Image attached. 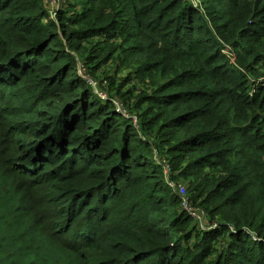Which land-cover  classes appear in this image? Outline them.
<instances>
[{
  "label": "trees",
  "instance_id": "16d2710c",
  "mask_svg": "<svg viewBox=\"0 0 264 264\" xmlns=\"http://www.w3.org/2000/svg\"><path fill=\"white\" fill-rule=\"evenodd\" d=\"M59 1L0 0V113L45 118L10 124L9 141L0 127V264H264V82L246 80L264 69V0H202L208 23L186 0ZM94 33L135 45L137 70L166 81L146 100L167 141L148 140L158 117L118 114L77 74ZM158 144L204 178L193 200L221 222V250L214 234L190 250L192 219L149 158Z\"/></svg>",
  "mask_w": 264,
  "mask_h": 264
},
{
  "label": "rangeland",
  "instance_id": "374dc122",
  "mask_svg": "<svg viewBox=\"0 0 264 264\" xmlns=\"http://www.w3.org/2000/svg\"><path fill=\"white\" fill-rule=\"evenodd\" d=\"M48 2L49 6L48 9L52 11V9H56V7H59L60 1L58 0H45ZM190 6H192L195 9H200V14L203 16V20L208 23L209 18L208 15L205 12V5H202V0H186ZM71 6H74V4L78 9H81L86 0H69ZM53 13H49V17L51 18ZM210 26V25H209ZM210 28V27H208ZM119 30V29H118ZM120 33V32H119ZM106 37V38H105ZM124 39L120 37H114V38H107V35L104 34H92L88 37V39L81 41V46L83 48V51H81L80 56H87L89 57H95L91 64H89V69H87L82 60L78 59L77 63L75 65L76 71H78V75L83 79V81L88 85L91 86L93 89V96L100 100H110L114 106H116L117 113L124 116L128 115L130 112V115H139V118L145 116L158 117L157 122V128L161 126V132L156 128L155 133L157 134V139L155 140L153 135L148 136V140L151 142L158 141V140H164L167 141V139L170 136V130L162 120L167 117L166 114L162 113L161 109L158 108L154 104L147 103L146 98L149 96L154 95L158 92L159 86L161 84L165 83L166 81L158 79L155 74L147 75V71L139 72L137 65V59L138 54H133L128 47L134 46L133 44H128L125 42ZM222 53L227 58L230 64H236V56L238 55L235 48L231 47H223ZM246 74V80L248 87L251 84V86H258L261 85L262 82H264V69L261 68L260 65H255V67H251L250 70H247ZM257 80V81H256ZM21 88L27 92V97H32L31 93H35L40 91L39 87L33 85L30 81H24ZM19 86L15 88L14 90H18ZM39 110V109H38ZM132 117V123L136 128H139L138 123H136L137 118L136 116ZM148 118V117H147ZM45 118H41L40 115L37 117H24L20 121H14V120H8L5 118V116L0 113V127L8 132H11L12 135H9V140H11L12 136H14L15 131L10 129V124L15 125H24L25 128L27 127V123L34 124H43L45 123ZM47 122V121H46ZM17 125V126H18ZM39 126V125H38ZM150 132V131H148ZM11 136V137H10ZM7 137H4V139ZM0 137V142H1ZM7 144L8 141L5 140ZM161 144H158L156 146L157 148H153L152 150V162L154 165H157L161 168L163 175L165 176L166 183H169L172 189V193H174L177 197L179 195L184 194L186 198V206H191L195 210L201 211L202 213H199L200 216H203V220L201 223L192 221L190 222L192 228V235L191 239L188 241V246L190 250H197L201 241V238H203L206 235H211L210 240L214 241V243H211V245H214V248H218L220 246L221 250L224 245V239H221L225 236H220L217 241L215 236L220 231V224L221 222L219 220L210 221V215L207 211H205V207L200 205V201H195L193 198L200 192V189L202 186H204V178H197L190 173H186L185 167L186 163L177 164L176 162L170 160V158H167L164 154L163 150L161 149ZM5 150V145L2 143L0 145V151ZM155 156V157H153ZM174 167V168H172ZM16 188H19V185L16 186ZM180 188L184 190H180ZM24 190H20V194L22 198L30 199L32 202L36 201L38 197L46 196L45 194H41L40 196L35 195V193H30L28 191L29 195H25L26 192H23ZM31 195V196H30ZM45 198V197H44ZM180 200V198H179ZM31 202V203H32ZM183 206L181 203L180 209L183 210ZM179 209V210H180ZM212 241V242H213ZM215 243H218V245ZM225 249L228 250L227 247ZM223 249V252L224 250ZM201 248L198 250L200 251Z\"/></svg>",
  "mask_w": 264,
  "mask_h": 264
},
{
  "label": "built area",
  "instance_id": "2783aa9c",
  "mask_svg": "<svg viewBox=\"0 0 264 264\" xmlns=\"http://www.w3.org/2000/svg\"><path fill=\"white\" fill-rule=\"evenodd\" d=\"M168 186H170L169 183H167ZM172 187V186H170ZM180 190H184L183 188ZM178 196V194H177ZM180 198V203H182L183 206V210L193 221L201 223V221L203 220V216H200L199 213H202L201 211L195 210L194 208H192L191 206H186V198L184 196V194H180L179 197Z\"/></svg>",
  "mask_w": 264,
  "mask_h": 264
}]
</instances>
